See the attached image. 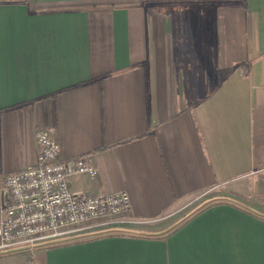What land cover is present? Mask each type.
<instances>
[{
    "label": "crops",
    "instance_id": "1",
    "mask_svg": "<svg viewBox=\"0 0 264 264\" xmlns=\"http://www.w3.org/2000/svg\"><path fill=\"white\" fill-rule=\"evenodd\" d=\"M39 127L126 191L110 232L0 255V264H264V0H0V201L35 163ZM158 232L164 229L147 230ZM132 228V227H130Z\"/></svg>",
    "mask_w": 264,
    "mask_h": 264
},
{
    "label": "built area",
    "instance_id": "2",
    "mask_svg": "<svg viewBox=\"0 0 264 264\" xmlns=\"http://www.w3.org/2000/svg\"><path fill=\"white\" fill-rule=\"evenodd\" d=\"M36 139L35 163L4 176L10 196L0 201V251L116 227L129 208L128 192H73L71 176L97 175L91 155L62 158L49 127H39Z\"/></svg>",
    "mask_w": 264,
    "mask_h": 264
},
{
    "label": "water",
    "instance_id": "3",
    "mask_svg": "<svg viewBox=\"0 0 264 264\" xmlns=\"http://www.w3.org/2000/svg\"><path fill=\"white\" fill-rule=\"evenodd\" d=\"M216 200L233 201L234 203H236L238 205H241V206H243V207H245V208H247L249 210L255 211L252 207H249L245 203H243V202H241V201H239V200H237L235 198L219 195V196L211 197V198L205 200L203 203H201L195 209H193L189 213H187L184 217H182L181 219H179L178 221H176L175 223H173L168 228H166V229H164L162 231L149 232V231H144V230L130 228V227L116 226V227L105 228V229H101V230H97V231H93V232H88V233H84V234L68 236V237L52 239V240H46V241H42V242H39V243H36V244H33V245H26V246H21V247H17V248H11V249H8V250H1L0 251V255L1 254H6V253H11V252H16V251H22V250L37 248V247L46 246V245L55 244V243L65 242V241H68V240H73V239H76V238L86 237V236H90V235H96V234H100V233L126 232V233H136V234H144V235H160V234H164V233L169 232L171 229H173L174 227L179 225L181 222L186 220L189 216H191L192 214H194L195 212H197L198 210H200L204 206H206V205H208L211 202H214Z\"/></svg>",
    "mask_w": 264,
    "mask_h": 264
},
{
    "label": "rangeland",
    "instance_id": "4",
    "mask_svg": "<svg viewBox=\"0 0 264 264\" xmlns=\"http://www.w3.org/2000/svg\"><path fill=\"white\" fill-rule=\"evenodd\" d=\"M220 194L218 192H206L203 194H200L198 196V198L188 207H186L185 209L177 212L176 214H173L167 218L161 219L159 221L153 222V223H143V224H138V223H134V225H128L129 227L135 228V229H146V227L143 226H147V230H160V229H164L170 225H172L173 223H175L176 221H178L179 219H181L182 217H184L187 213H189L191 210L195 209L197 206H199L201 203H203L205 200L211 198V197H215V196H219Z\"/></svg>",
    "mask_w": 264,
    "mask_h": 264
}]
</instances>
